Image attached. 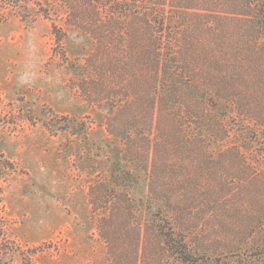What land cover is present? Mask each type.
<instances>
[{
  "label": "trees",
  "instance_id": "trees-1",
  "mask_svg": "<svg viewBox=\"0 0 264 264\" xmlns=\"http://www.w3.org/2000/svg\"><path fill=\"white\" fill-rule=\"evenodd\" d=\"M16 1L0 0L12 8ZM46 3L56 56L70 73L66 86L103 113L106 133L121 146L109 180L88 191L108 264H215L223 251L233 253L213 242H236L264 220L245 213L260 202L264 173L231 141L239 131H258L264 141V0ZM58 19L92 40L82 64L65 53ZM62 119L73 134L85 132L77 118ZM14 171L1 158L0 180ZM139 174L145 201L129 191ZM2 208L0 247L15 255ZM139 209L150 219L139 220Z\"/></svg>",
  "mask_w": 264,
  "mask_h": 264
},
{
  "label": "rangeland",
  "instance_id": "rangeland-1",
  "mask_svg": "<svg viewBox=\"0 0 264 264\" xmlns=\"http://www.w3.org/2000/svg\"><path fill=\"white\" fill-rule=\"evenodd\" d=\"M46 1L41 0L42 9L33 0L12 2L13 8L0 2V160L6 158L15 168L0 180V205L19 250L7 254L0 247V264H108L88 191L90 185L109 180L121 146L106 133L103 113L66 86L70 73L56 56L61 50L51 21L43 16L49 12ZM55 24L67 32L63 49L68 58L82 64L92 40L62 20ZM64 116L77 118L76 130L83 123L85 132L73 134ZM231 141L240 144L251 169L264 173V141L258 131H239ZM138 181L129 191L145 201L147 181L143 175ZM260 196L255 207H245L257 221L264 214V193ZM137 216L150 219L144 209ZM236 238L213 242L236 248L223 251L226 256L215 264H264V220Z\"/></svg>",
  "mask_w": 264,
  "mask_h": 264
}]
</instances>
